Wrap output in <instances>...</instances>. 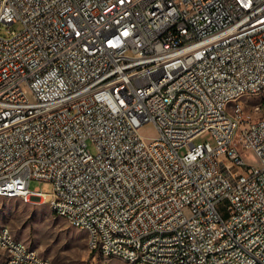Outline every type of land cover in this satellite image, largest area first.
Returning <instances> with one entry per match:
<instances>
[{"label": "built area", "instance_id": "2783aa9c", "mask_svg": "<svg viewBox=\"0 0 264 264\" xmlns=\"http://www.w3.org/2000/svg\"><path fill=\"white\" fill-rule=\"evenodd\" d=\"M14 23L0 34L4 197L55 203L107 258L264 264V115L237 100L264 82V0H0V27ZM0 244L3 264H47L6 226Z\"/></svg>", "mask_w": 264, "mask_h": 264}, {"label": "rangeland", "instance_id": "374dc122", "mask_svg": "<svg viewBox=\"0 0 264 264\" xmlns=\"http://www.w3.org/2000/svg\"><path fill=\"white\" fill-rule=\"evenodd\" d=\"M20 23L0 27V34L8 36L9 30L21 29ZM243 116L246 120H253L264 115V92L256 95H245L241 99ZM141 133L147 137L157 135L156 127L144 124ZM211 141L210 134L199 136L195 143ZM92 153L96 147L88 141ZM185 149L181 150L184 153ZM249 162L255 163L251 152L244 153ZM32 189L41 187L51 189L49 182L33 179ZM0 225L7 226L14 237L30 248L49 259L52 264H130L118 256L107 258L92 251L88 246V233L82 228L72 226L65 218L53 212L47 201L35 200L26 202L21 197L0 196Z\"/></svg>", "mask_w": 264, "mask_h": 264}, {"label": "bare ground", "instance_id": "6f19581e", "mask_svg": "<svg viewBox=\"0 0 264 264\" xmlns=\"http://www.w3.org/2000/svg\"><path fill=\"white\" fill-rule=\"evenodd\" d=\"M262 92H264V82L262 83V87H256V94H260ZM245 95H246V92L237 93V100H240ZM0 196H3V189H1V188H0ZM6 197H15V190H6ZM19 197L23 198L26 202H31L28 199V196H19ZM47 202L51 206L53 212H55L57 215L63 217V215H61L59 210L56 209L55 203H51L50 201H47ZM4 226L5 225H0V229H4ZM82 229L86 230L88 235H89V228H82ZM6 231L9 232L10 240L15 241V244L20 246L21 252H25V254H34L36 252V250L30 248L24 242L16 239L14 237V235L12 234L11 230L7 226H6ZM88 246L92 250V243L90 241V237H88ZM0 252H3V244H0ZM110 256H118L120 258L125 259L130 264H137V257L136 256H129L127 254V251H122L120 249H111L110 250ZM37 258L38 259H46L47 264H52V262L49 259L41 256L38 252H37ZM3 263H5V256H4V253H0V264H3Z\"/></svg>", "mask_w": 264, "mask_h": 264}]
</instances>
